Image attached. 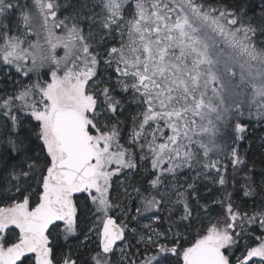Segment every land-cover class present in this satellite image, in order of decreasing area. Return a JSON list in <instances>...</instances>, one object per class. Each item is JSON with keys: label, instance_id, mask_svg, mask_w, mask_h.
I'll list each match as a JSON object with an SVG mask.
<instances>
[{"label": "snow or ice", "instance_id": "1", "mask_svg": "<svg viewBox=\"0 0 264 264\" xmlns=\"http://www.w3.org/2000/svg\"><path fill=\"white\" fill-rule=\"evenodd\" d=\"M61 7L59 0H33L31 6L0 0V62L30 80L36 76L16 95L0 97V111L11 120L4 130L8 158L17 161L8 175L23 196L0 207V264H113L118 241L132 247L129 232L143 250L121 248V264H264V205L248 215L229 202L226 216L201 222L189 240L179 229L185 221V232L191 229L192 211L177 191L183 214L177 221L169 216L167 230L152 223L162 219L158 212L168 194L159 186L168 174L191 169L201 152L205 158L223 152L226 137L244 139L245 112L264 120V40H255L264 36V9L250 17L243 7L204 0H92L90 6L85 0L81 10L59 19ZM37 13L47 48L29 40ZM97 37L114 77L99 73ZM108 37L117 43L108 46ZM117 90L130 93L139 109L132 147L120 143L119 121L111 119L123 107ZM20 112L35 122L23 138ZM32 136L42 155L29 154ZM134 148L150 154L156 171L149 190L135 189L137 215L118 223L111 215L120 207L111 195L112 177L137 167ZM230 158L234 171H244L234 147ZM218 164L205 159L203 168L219 173ZM225 182L220 175L219 183ZM76 194L86 196L77 203ZM81 207L91 212L99 240L90 262L73 259L71 251L55 255V238L77 232ZM141 219L149 223L133 226ZM257 224L260 234L253 238L245 225Z\"/></svg>", "mask_w": 264, "mask_h": 264}, {"label": "rangeland", "instance_id": "2", "mask_svg": "<svg viewBox=\"0 0 264 264\" xmlns=\"http://www.w3.org/2000/svg\"><path fill=\"white\" fill-rule=\"evenodd\" d=\"M33 1V0H32ZM78 5L73 9V5L71 4H64V7H70L71 14H73L74 11L81 10V6L85 3V0H78ZM92 0H89V6L91 4ZM98 11V9H97ZM91 14L90 12L88 13ZM41 21V29L43 38H45L46 33L44 32V29L42 27L43 19L40 17ZM51 24V21H50ZM84 25L85 32H87V25ZM57 34H60V30H56ZM108 40H112L111 37L107 38ZM97 41H99V37H97ZM115 44L117 41H114ZM0 44H2V41H0ZM44 47L47 48V45L44 42ZM58 50L63 51V48H57L56 53ZM30 64L28 66H31V60H29ZM15 67L12 65H4L2 62H0V80L5 81V83L0 82V95L3 94L2 97H6L9 95H16L19 91L22 90V86L28 85L31 83L32 80L27 78L26 80H23L22 73L15 72ZM99 73L101 76H103L105 79H107V76L109 73L112 74V76H115V73L112 72L111 69H108L106 65H101L99 68ZM113 85H115V81L113 80ZM117 92L120 94V96L123 98V107L121 109H118V114L115 116H112V122L119 121L118 128L120 131V143L125 145L126 147H132L130 144V136L131 133L136 126V118L138 116L139 109L137 108V105L135 102L131 100V94H123L119 90ZM246 113V112H245ZM245 115L242 118V122H245ZM6 126V119L0 111V136L3 134ZM243 135V133H242ZM2 143H0L1 145ZM135 152V161L137 164V167L135 169H122L120 172L116 173L112 177V188H111V195L113 198L114 203H118L120 205L119 208L115 209L111 215L114 218H117V222L119 223L120 220H126L130 219L132 216H136L137 212L136 209L138 206H140V200L137 196V193L135 189H140L141 192H146V190L150 189L149 181L154 178L155 171L152 168V161L151 156L148 153H141L138 148L133 149ZM264 152V150H263ZM231 149L225 150V152L222 153V159H220L218 167L220 168L224 167V162L231 161L230 158ZM144 155L145 158L141 159V156ZM209 157V156H208ZM203 156V153H200V159L199 161H196L193 163V167L189 169L188 167H183V170H180L182 168L177 169L180 172H183V175H173L168 174L166 178L163 180L162 184L159 186L161 193H167L168 195L165 196V203L162 205V209L158 212V215L160 216L164 210H166L169 206L173 205L179 197L175 194L177 191L182 192L184 196L188 193L189 183L186 181V179H189V182H198L201 184L203 188L204 194L209 191L213 192L212 186L214 185V182L217 178V172L216 169H205L203 168V163L205 162V159L209 160ZM210 158V157H209ZM167 165H163V167H166ZM115 167V166H113ZM176 172L178 173V171ZM15 184V183H14ZM8 185H5L3 187L7 189ZM264 192V189L262 190ZM19 193L16 192L15 188L12 192L8 193L4 199V203L0 204V207H8L12 203L15 202L16 199L22 200L23 196L18 195ZM27 193H25L26 195ZM153 194L157 195V198L159 199V194L153 190ZM86 195V194H83ZM193 196V197H192ZM195 196V198H194ZM196 191H192L190 194V202L193 207V213H194V220L199 228H201V222L204 224H207L210 220L215 221L217 220V214L214 212V209L211 208V204L215 200L213 196H208L207 201L210 202V208H208L206 205V209L204 207H200L199 203L196 202ZM192 198H194V202L192 201ZM186 200V199H185ZM188 201V200H187ZM90 202V200H89ZM183 203V202H181ZM91 204V202H90ZM123 211L127 212V217L123 214ZM183 209L180 203L177 205L175 209L176 217L174 221H177L179 217L183 214ZM145 216L150 215V213H144ZM149 223L148 220L141 219L140 225H135V222H133V226L136 227H142L143 224ZM153 227H157L158 230H164L160 227L161 220L160 221H153ZM18 231V230H17ZM253 238L256 237V234H253ZM258 236V235H257ZM128 241H126L127 244H131V248H126L125 244L120 243L117 245L116 251L114 255L112 256L113 264H121V248H124L125 251L129 252L130 254L136 253L137 248H140L141 251L142 246L137 244V237L133 236L131 232L128 233ZM51 239V238H50ZM60 239H64V235L60 234L58 237L55 238L54 244L57 245L58 243H61ZM194 240V239H189ZM64 247L65 250L63 253L67 254L71 251L73 254V259L79 258L80 261H89L91 259V256L94 254V250L97 249V246L99 244V240L97 238V233L95 231V224H94V218L91 215L90 211H87L86 214L82 217H78V229L77 232L73 235H70L65 239L64 241ZM66 242V243H65ZM61 252L57 256L60 255ZM237 255H239V252H237Z\"/></svg>", "mask_w": 264, "mask_h": 264}, {"label": "trees", "instance_id": "3", "mask_svg": "<svg viewBox=\"0 0 264 264\" xmlns=\"http://www.w3.org/2000/svg\"><path fill=\"white\" fill-rule=\"evenodd\" d=\"M14 3L18 2L20 5H28L31 6L33 4L32 0H13ZM206 4L209 5H215V6H221V5H228L236 10H239V8L243 7L245 11L247 12L248 16H253L254 14H259L262 9H264V2L262 0H204ZM59 3L61 4V10L58 12L59 19H63L65 16H71L72 12L69 9L70 7H64V4H71L73 5V9L78 5V0H59ZM35 11V9H33ZM71 21H69V24ZM86 24V23H85ZM84 27V25H82ZM59 30V29H57ZM41 29V21L40 17L37 13V19L36 23L34 24V32L29 37L30 42H36L38 41L42 47H44V38L42 34ZM35 33H39V36H37ZM255 40L257 44L259 45V42L264 40V36H257L255 37ZM108 46L115 45L114 40H108L107 39ZM95 51L99 52L101 55L99 57L100 63L98 65V70L101 65L104 64V56L106 55V47L103 43L100 41L94 42ZM45 48V47H44ZM57 55L63 56L64 50H58ZM30 64V63H28ZM105 65V64H104ZM30 67V66H29ZM16 72V70H15ZM48 72L47 67L40 70L41 79H46V73ZM18 73V72H17ZM19 74V73H18ZM23 80H26L29 77L22 76ZM31 83L35 82L36 76L33 74L31 76ZM1 83H5L4 79L0 80ZM30 84V83H29ZM28 84V85H29ZM25 86H22L23 89ZM117 97L122 98L120 94L117 92ZM3 94L0 95L2 97ZM123 100V98H122ZM2 113V111H1ZM118 114V111L117 113ZM18 115L21 117V124L22 127H18L19 135L21 138L28 135L29 130L32 128L33 124H35L34 121L31 120L29 116L26 115L24 112L18 113ZM6 119V126L8 128H11V120L4 116ZM245 122H242L245 126V132L243 133L244 139L233 142V139L231 137H226L225 141H222L221 143H226L228 145L227 149L236 148L240 154V156L244 160V164L239 166L243 167L244 171H234L233 166L231 164V161L224 162V167L220 168L219 166V173H217V178L214 182V185L212 186V191H209L208 193L204 194L202 191L203 188L200 183L198 182H189V179L187 178L186 181H188L189 186L188 193L184 196L186 199V202L188 203L191 211H192V218H191V229L185 232V227L188 224V221L184 222V226H182L179 230L181 232L185 233V236L187 239H195L197 236V232L200 230V228L197 226L195 220H194V213H193V207L190 202V194L192 191H196V202L199 203L200 207H204L206 209V206L208 208L214 209V212L217 214V218L220 219L227 215V206L228 203L231 202L233 204V210L239 211L240 213H247L248 215H252L254 211L260 209L261 205H264V192L262 191L264 189V120H259L256 116L249 117L247 112L245 113ZM121 136V134H120ZM7 137L3 134L0 136V155H2L4 158L0 159V204L4 203L6 199V195L14 190L15 181H12L10 176L8 175L11 171V167L14 163L17 161L12 160L11 158H8V152H10V147L6 144ZM40 142L35 139V136L31 137V143L27 145L29 149L30 155H42L41 152ZM225 150L223 152H225ZM223 152H211L209 153V161H220L222 159V153ZM18 159V158H17ZM180 170H183L180 169ZM178 171V170H177ZM217 172V170H216ZM175 175H183V172L178 171ZM220 175H223L225 177V183L221 185L219 183ZM33 187H36L35 181L32 182ZM7 186V189L3 190ZM251 190L250 195H245L246 191ZM20 195V194H18ZM213 196L215 200L210 205V202L207 201L208 196ZM86 195L78 194L77 195V203H80L84 200V197ZM193 197V196H192ZM195 198V196H194ZM192 198V201L194 200ZM188 200V201H187ZM194 202V201H193ZM88 204L90 206V202L88 201ZM178 204L174 203L173 205L169 206L164 212L160 215L161 224L160 227L164 230H167L169 227V220L167 219L169 216H171L172 221H174L176 214L175 209ZM182 206V209L184 210V203H180ZM206 205V206H205ZM210 205V206H209ZM88 209L81 207L78 211V217H82L86 214ZM245 227H248L252 230V235L260 234V230L257 225H245ZM176 229H173L175 231ZM254 236V235H253ZM61 243H58L55 245V255H58L59 252H63L65 250L64 247V239H60ZM66 243V242H65Z\"/></svg>", "mask_w": 264, "mask_h": 264}, {"label": "water", "instance_id": "4", "mask_svg": "<svg viewBox=\"0 0 264 264\" xmlns=\"http://www.w3.org/2000/svg\"><path fill=\"white\" fill-rule=\"evenodd\" d=\"M77 195H78V194H76V196H77ZM120 243H121V242L118 241V242H117V245H119Z\"/></svg>", "mask_w": 264, "mask_h": 264}]
</instances>
